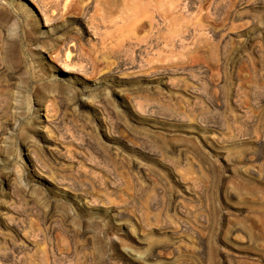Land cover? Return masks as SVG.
Returning a JSON list of instances; mask_svg holds the SVG:
<instances>
[{"label":"rangeland","instance_id":"obj_1","mask_svg":"<svg viewBox=\"0 0 264 264\" xmlns=\"http://www.w3.org/2000/svg\"><path fill=\"white\" fill-rule=\"evenodd\" d=\"M0 264H264V0H0Z\"/></svg>","mask_w":264,"mask_h":264},{"label":"bare ground","instance_id":"obj_2","mask_svg":"<svg viewBox=\"0 0 264 264\" xmlns=\"http://www.w3.org/2000/svg\"><path fill=\"white\" fill-rule=\"evenodd\" d=\"M43 10H44V8H43ZM44 12V11H43ZM45 13V12H44ZM40 14H41V12H40ZM43 14V13H42ZM46 16L44 15V18H45ZM49 20H50V18H49ZM49 20H47V21H49ZM49 23V22H48ZM49 26V25H48ZM65 65V64H64ZM64 67H67L66 69H68L69 67L67 66V65H65Z\"/></svg>","mask_w":264,"mask_h":264}]
</instances>
